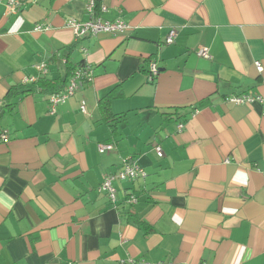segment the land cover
Masks as SVG:
<instances>
[{
    "label": "crops",
    "instance_id": "obj_1",
    "mask_svg": "<svg viewBox=\"0 0 264 264\" xmlns=\"http://www.w3.org/2000/svg\"><path fill=\"white\" fill-rule=\"evenodd\" d=\"M19 1L0 2V104L41 62L60 86L68 22L89 18L88 0ZM100 1L128 29L69 55L91 82L54 115L42 90L0 114V264H264V103L228 102L264 99V0ZM125 159L146 176L114 180L113 204L98 188Z\"/></svg>",
    "mask_w": 264,
    "mask_h": 264
},
{
    "label": "built area",
    "instance_id": "obj_2",
    "mask_svg": "<svg viewBox=\"0 0 264 264\" xmlns=\"http://www.w3.org/2000/svg\"><path fill=\"white\" fill-rule=\"evenodd\" d=\"M32 3L36 0H30ZM95 0H88L86 11L89 15L88 20L84 22H77L71 20L68 22V25L73 31V35L75 40L85 36H96L98 34H107V35H115L124 32L128 29L126 25L117 21L113 23L103 22L100 18H95L93 15V7ZM0 2L4 3L6 14H15L21 7L19 0H0ZM22 8V7H21ZM100 11H104V8H100ZM36 32H40L42 30L41 26H36L34 29ZM177 35L176 30H171L168 34V37L165 40L166 44H172L174 38ZM196 55L200 58L209 60L211 56L209 54V50L206 47H200L196 51ZM254 67L258 73L262 72V67L258 62H254ZM34 69L37 71L36 76H31L25 78L24 84H31L37 81L38 77H43L47 74V67L45 62L38 63L34 66ZM157 74V68L154 63L149 65L148 71V80L152 81L153 78ZM93 79V71L90 65H86L84 69H79L72 72V75L68 79L66 87L56 93L52 94L48 98V111L51 115L55 114V111L59 105L64 104L67 100L74 96L79 87L82 86L83 83H90ZM228 102L232 105H241L248 103H264V99L260 96H231L228 98ZM80 110L85 113L84 105H81ZM183 126H179L178 130H182ZM1 139L4 142H7V136L5 133L2 134ZM114 150V146L112 144H98L97 151L99 154L109 153ZM154 151L157 157H162V150L159 146L154 148ZM146 176L145 172L140 169L134 162L130 159H125L122 161V166L120 170L115 174H109L104 177L101 185L98 188V191L105 192L108 196L111 203H115V190L112 187V182L114 180L119 181H134L135 179ZM264 176V174H263ZM130 203H134V198L129 200ZM141 264H171V263H146L141 262Z\"/></svg>",
    "mask_w": 264,
    "mask_h": 264
},
{
    "label": "trees",
    "instance_id": "obj_3",
    "mask_svg": "<svg viewBox=\"0 0 264 264\" xmlns=\"http://www.w3.org/2000/svg\"><path fill=\"white\" fill-rule=\"evenodd\" d=\"M28 4H34L35 2H31L30 0H27ZM21 4V7L24 5L19 1ZM4 4V3H3ZM20 7V9H21ZM100 8H101V1L100 0H95L94 1V7H93V15L95 18H99L100 16ZM20 9L18 11H20ZM17 13V12H16ZM41 26V25H39ZM36 27V26H35ZM42 27V26H41ZM89 37H81L79 39H76V41L69 46L66 47L67 54L65 55L63 65L66 69V77L63 80L62 84L60 86L55 87L54 83H51L50 81L46 80L47 74H48V64H46L47 67V74L43 77H38L37 81L31 84H23V85H18V86H13L8 89L6 95L4 96L1 104H0V114L4 115L5 113H11L15 110L17 104L19 101L28 95L34 94L36 91H41L43 93H47V101L48 98L52 94H56L60 91H62L68 82V79L72 75V72L79 70V69H84V67L87 65L85 62L81 61L75 65L69 62V55H71L74 51L80 49L79 47L88 40ZM75 39V38H74ZM84 51V50H83ZM91 67V66H90ZM92 68V67H91ZM84 84V83H83ZM82 84V85H83ZM104 105V110L107 111V106L109 104V96H107L104 101L102 102ZM137 226H143V222H137ZM146 230L147 228L144 227Z\"/></svg>",
    "mask_w": 264,
    "mask_h": 264
}]
</instances>
